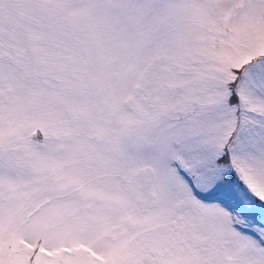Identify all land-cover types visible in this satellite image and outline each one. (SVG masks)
<instances>
[{
    "label": "snow or ice",
    "instance_id": "snow-or-ice-1",
    "mask_svg": "<svg viewBox=\"0 0 264 264\" xmlns=\"http://www.w3.org/2000/svg\"><path fill=\"white\" fill-rule=\"evenodd\" d=\"M0 264H264V0H0Z\"/></svg>",
    "mask_w": 264,
    "mask_h": 264
}]
</instances>
